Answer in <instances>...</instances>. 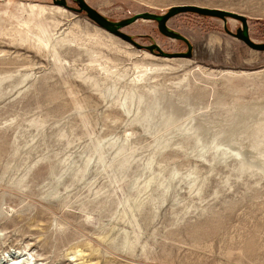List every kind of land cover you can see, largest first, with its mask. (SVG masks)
Segmentation results:
<instances>
[{"label": "rangeland", "instance_id": "obj_1", "mask_svg": "<svg viewBox=\"0 0 264 264\" xmlns=\"http://www.w3.org/2000/svg\"><path fill=\"white\" fill-rule=\"evenodd\" d=\"M66 2L0 0V264H264V51L185 12L167 26L191 57H162ZM85 2L233 12L264 43V0ZM122 32L188 51L154 20Z\"/></svg>", "mask_w": 264, "mask_h": 264}, {"label": "water", "instance_id": "obj_2", "mask_svg": "<svg viewBox=\"0 0 264 264\" xmlns=\"http://www.w3.org/2000/svg\"><path fill=\"white\" fill-rule=\"evenodd\" d=\"M53 1L55 4L68 8L66 0H53ZM74 1L77 3L78 8H71L72 10L76 12H83V11L86 12L88 18L94 21L99 27L131 43L137 49H147L151 53H155L157 51L156 53H158V55L162 57H169V58H174V57L189 58L191 57L192 44L190 43V41L182 34L170 29L167 26V22L171 17L177 14H180V13H185V12H193V13H198L202 15L218 17V18H221L225 23L228 18L237 19L242 23V27L239 28L236 31V33L229 31L228 28L225 27L226 33L239 39L240 41L245 43L249 48L253 50L264 51V43H255L254 41L250 39L247 18L245 16H242V15H239L233 12H227L224 10L210 9V8L198 7V6H192V5H185V6L172 7L166 14H163V15H158V14H154L150 12H143V13H138L134 15L133 17L124 19L119 22H112L106 17H104L102 14H100L96 9L88 5L85 2V0H74ZM139 19L156 21L158 24V29L163 35L171 39L184 41L187 44L188 51L186 53H166L156 44L149 45V46L141 45L138 42H136L130 35L122 32L123 28L133 24Z\"/></svg>", "mask_w": 264, "mask_h": 264}, {"label": "bare ground", "instance_id": "obj_3", "mask_svg": "<svg viewBox=\"0 0 264 264\" xmlns=\"http://www.w3.org/2000/svg\"><path fill=\"white\" fill-rule=\"evenodd\" d=\"M253 233H251V235H252ZM251 235H249V236H251ZM253 235H255V234H253ZM257 236V235H256ZM211 237V236H210ZM252 237V236H251ZM250 237V238H251ZM254 237V238H253ZM252 238H251V240H249V241H247V248L249 249H252L251 250V252H248L250 255H249V257H251V259H263L264 258V245H260L259 243H258V246L254 249L252 246H253V242L255 243V242H258V240H257V237H255V236H253ZM259 238V237H258ZM264 241V240H263ZM256 244V243H255ZM245 249V248H244ZM243 249V250H244ZM35 251V250H34ZM13 255V253L10 255V256H12ZM17 255H19V253L17 254ZM248 255V254H247ZM20 256H22V255H20ZM19 256V257H20ZM246 256V255H245ZM248 257V256H247ZM17 260H13V262L12 263H9V264H25L24 262H26L24 259L22 260V258L20 257V259L21 260H18V256H17V258H16ZM5 261V260H4ZM36 261V260H35ZM253 261V260H252ZM257 261V260H256ZM255 262V261H254ZM257 263V262H256Z\"/></svg>", "mask_w": 264, "mask_h": 264}]
</instances>
